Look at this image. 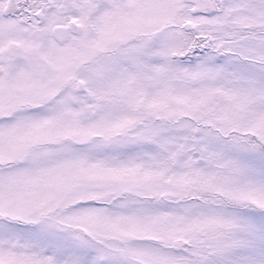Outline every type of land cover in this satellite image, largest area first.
I'll return each mask as SVG.
<instances>
[{
	"label": "snow or ice",
	"instance_id": "1",
	"mask_svg": "<svg viewBox=\"0 0 264 264\" xmlns=\"http://www.w3.org/2000/svg\"><path fill=\"white\" fill-rule=\"evenodd\" d=\"M0 264H264V0H0Z\"/></svg>",
	"mask_w": 264,
	"mask_h": 264
}]
</instances>
